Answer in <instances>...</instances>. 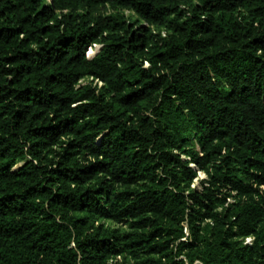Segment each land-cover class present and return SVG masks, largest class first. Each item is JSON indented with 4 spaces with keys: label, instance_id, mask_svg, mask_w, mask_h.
<instances>
[{
    "label": "trees",
    "instance_id": "trees-1",
    "mask_svg": "<svg viewBox=\"0 0 264 264\" xmlns=\"http://www.w3.org/2000/svg\"><path fill=\"white\" fill-rule=\"evenodd\" d=\"M0 264H264V0H0Z\"/></svg>",
    "mask_w": 264,
    "mask_h": 264
},
{
    "label": "rangeland",
    "instance_id": "rangeland-1",
    "mask_svg": "<svg viewBox=\"0 0 264 264\" xmlns=\"http://www.w3.org/2000/svg\"><path fill=\"white\" fill-rule=\"evenodd\" d=\"M91 53L93 52V49L90 51ZM202 174L198 173L197 177L201 178Z\"/></svg>",
    "mask_w": 264,
    "mask_h": 264
},
{
    "label": "built area",
    "instance_id": "built-area-1",
    "mask_svg": "<svg viewBox=\"0 0 264 264\" xmlns=\"http://www.w3.org/2000/svg\"><path fill=\"white\" fill-rule=\"evenodd\" d=\"M249 241H250V239L247 238V239H246V242H249Z\"/></svg>",
    "mask_w": 264,
    "mask_h": 264
}]
</instances>
